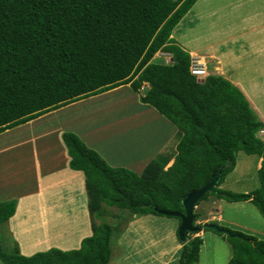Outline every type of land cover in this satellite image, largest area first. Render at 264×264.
Returning <instances> with one entry per match:
<instances>
[{
  "label": "trees",
  "instance_id": "16d2710c",
  "mask_svg": "<svg viewBox=\"0 0 264 264\" xmlns=\"http://www.w3.org/2000/svg\"><path fill=\"white\" fill-rule=\"evenodd\" d=\"M197 0H0V133L79 99L129 84H146L140 102L176 128L173 155L159 154L140 173L111 167L74 133L62 142L69 167L84 176L89 216L116 208L133 215L161 216L154 208L184 213L187 192L219 179L209 195L252 202L264 217L263 124L241 93L220 75L203 81L190 73L191 57L171 37ZM158 52L170 55L165 62ZM238 152L261 157V185L250 193L220 188ZM173 160L171 166L167 165ZM16 200L0 202V225L14 215ZM193 226L200 227L193 211ZM178 219V218H177ZM179 225L180 220L178 219ZM207 225H212L207 223ZM231 245L226 264H264V240L220 227ZM113 226L90 222L79 247L51 248L24 256L15 247L3 264H108ZM186 232L174 264H197L203 243ZM177 239L179 240L178 236Z\"/></svg>",
  "mask_w": 264,
  "mask_h": 264
},
{
  "label": "rangeland",
  "instance_id": "374dc122",
  "mask_svg": "<svg viewBox=\"0 0 264 264\" xmlns=\"http://www.w3.org/2000/svg\"><path fill=\"white\" fill-rule=\"evenodd\" d=\"M202 3L207 4L206 0H203ZM209 3L211 4V1ZM216 3L218 2L211 5ZM225 3H218V5L223 6ZM258 4H264V0H257L255 5ZM248 5H250L249 7L254 6L253 3ZM224 12L230 18L229 14L231 13L236 16L241 12L245 14L246 11L231 10L229 13V10L225 9L221 14ZM233 21H238V19L233 17ZM261 34L264 35V31ZM241 41L239 40L238 44H242ZM169 56L163 57L158 53L155 55L156 58H163L162 60L165 62L170 60ZM190 56L193 60H202L208 74L216 73L214 68L219 70L214 65L215 58L211 57L208 61L193 53ZM146 87L147 85L144 84L138 93H134L129 84L120 85L103 93L73 101L24 124L7 129L0 133V169L5 170L8 168L7 165L11 164L10 171H12L11 166L25 154L26 156L23 158L28 164L37 160L35 163L42 165V167H38V171L47 172L49 153L42 150L49 148L50 151L51 147L58 146L65 149L61 139L64 132L74 133L80 138L82 137L81 133L89 135V141L84 140V143L96 151L109 166L126 168L135 173H140L152 157L165 153L173 155L178 139L176 128L155 109L140 102L139 97L144 94ZM121 101H123L122 104ZM160 142H165V148L156 155L157 152L154 148ZM257 158L256 155L237 153L235 167L222 182L229 191L250 193L260 187L261 181L256 168ZM172 163L173 160L167 167ZM31 166L33 167V164ZM69 170H71L69 164L65 169H59L61 172L64 171L63 174L60 172L58 176V179H62L63 182H60L53 191L49 190L46 193L51 197L65 196L57 203L62 202L56 206L58 211L57 213L53 212L52 219L50 220L48 216L44 218L43 221L46 224L50 222V224L45 229L31 228L36 227L34 221L41 222L39 218L35 220L36 216L34 217L32 214L28 215H31V219L34 221L28 223L29 225L26 227L31 229L27 231L14 230L15 226L11 227L10 223L4 222L0 225V242L3 250L10 252L17 247L22 255L30 256L51 248L63 251L76 249L79 247L80 241L91 234V221L96 224L105 221L114 228L108 264H157L158 261L159 264H168L175 260L176 255L173 259L171 253H166L163 258H160L159 254L163 251L169 252L170 243L173 241L179 243L177 218L152 214L133 215L116 208H108L107 212L109 213L103 214V217L89 216L87 208L82 209L79 206V204H83L81 202L82 194L83 198L87 200L84 186L80 181L69 182L66 185L65 171ZM5 176H2L0 202L12 197H17L22 202L25 200L24 194L34 196L35 190L33 189H36L37 186L33 185V181L26 179L22 184H15V180L11 181V178L7 179ZM82 178L84 183V176ZM215 198V196L209 195L197 205L202 208L194 209L195 213L199 214V217L202 216L201 218L208 216L213 209L210 203L215 202ZM220 204L223 208L224 223L217 221L208 223L224 228L229 227L230 230L240 231L264 240V217L252 202L223 200ZM28 205L29 210L35 208L31 204ZM24 213L27 212L24 211ZM228 221L234 222L237 227L228 226L226 224ZM200 224L204 228L207 223ZM243 228L254 230H244ZM195 236H200L203 241L197 264H226L229 261L232 250L225 234L204 229L192 235V237ZM122 257L124 259L120 263ZM0 264L3 263L0 262Z\"/></svg>",
  "mask_w": 264,
  "mask_h": 264
},
{
  "label": "crops",
  "instance_id": "0c3cea01",
  "mask_svg": "<svg viewBox=\"0 0 264 264\" xmlns=\"http://www.w3.org/2000/svg\"><path fill=\"white\" fill-rule=\"evenodd\" d=\"M202 1L203 0H197L179 24L174 28L171 37L175 40L176 44L190 53V55L193 53L197 57L208 61L211 57L215 58V60H213L214 65L218 67L219 70L214 68L216 72L214 74H219L227 79L244 95L256 118L263 124L262 130L256 134V137L264 143V35L261 34L264 31V4H258L259 6L255 5L257 0H206L207 4L204 5ZM209 1H211V4H214V2H218L219 4L222 2L226 3L223 6H219L218 3L211 5ZM250 3H253L254 6L249 7L250 5L248 4ZM225 9H228L229 13L231 10H243V12H246L245 14H242L241 12L236 16L233 13H228L230 15V18H228L225 12L224 14H221L222 10ZM233 17L237 18L238 21H233ZM228 19H230L229 22H227ZM239 40H242L241 42L244 45L240 43L238 44ZM158 54L163 57L165 55L169 56V54L162 52H158ZM122 103L123 101H121V104ZM86 135L87 134L85 133H81L80 136L82 137L79 138L83 142L84 140L89 141L88 137L90 136ZM164 145L165 142H160L155 146L154 150L157 152L156 155L165 148ZM51 148L52 150L50 151L48 150L49 148H43L42 150L43 152L49 153V159H47V172H43L42 170V172L38 171V167H42V165L35 163L37 160L30 162L33 164V167L31 164H28L25 158H23L26 156L25 154L23 157H19L17 163L11 166L12 171H10L11 164L7 165L8 168L5 170L0 169V187L3 175H6L5 178L7 179L11 178V181L15 180V184H22L27 179L33 181V185L37 186L36 189H33L35 190L34 196L24 194L23 196H25V200L22 202H20L17 197L7 199L16 200L15 213L11 219L7 221V223H10L11 227L15 226L14 230L27 231L31 228L45 229L50 222L46 224L45 221H43L44 218L48 216L51 220L54 214L53 212L55 211V213H57L58 211L56 206L62 202L59 204L57 203L59 200L65 198V196L51 197V195L46 194L49 190L53 191V189L57 188L60 182H63L62 179H58L61 172L59 169H65V167H68L69 162V158L66 154L67 152L64 148L61 146ZM261 160V157L257 158L256 168L258 174ZM41 161L45 162L44 160ZM63 172L64 171H62L61 174H63ZM65 173L66 176L64 178L67 179L66 185L69 182L80 181L84 186L82 173L72 170L65 171ZM220 188L228 190V187L223 183L220 185ZM215 200V202H212L211 200L212 203H210V205L213 209L209 212L208 216L205 218H201L202 216L199 217L198 222L202 224H206L209 221L224 223L225 218L223 216V208L220 204L223 200H218L216 198ZM81 202L83 204H79V206L82 209H86L87 200L83 198V194ZM28 204L33 205L35 208L29 210ZM199 207L202 208V206L199 205L198 207H195V210ZM214 207L217 208L214 209ZM24 211L27 213L25 214ZM28 214H32L34 217L36 216L35 220L36 218H39L41 222L32 220L31 215ZM31 221H34L36 227L27 228L26 226L29 225L28 223ZM226 224H228V226L232 225L237 227L232 221H228ZM243 229L254 230L250 228ZM177 242L178 241H175L174 243L173 241L170 243L171 246L169 252L163 251L159 254L161 255L160 258H163V256L165 257L166 253H171L173 259L176 257L175 260L168 262V264H174L178 259L182 245L180 242ZM123 259L124 257H122L120 263ZM152 260L154 259L152 258ZM157 264H159V261Z\"/></svg>",
  "mask_w": 264,
  "mask_h": 264
},
{
  "label": "water",
  "instance_id": "95a60500",
  "mask_svg": "<svg viewBox=\"0 0 264 264\" xmlns=\"http://www.w3.org/2000/svg\"><path fill=\"white\" fill-rule=\"evenodd\" d=\"M204 79H198V81H203ZM219 179V173L214 172L208 182H206L203 186H201L197 190L189 191L186 193L184 198L182 199V207L184 213L180 212H172L167 210H159L158 208H154L159 214L169 216V217H175L180 220V225L178 228V238L179 242L181 244H184L187 239L185 237L186 232H192V233H198L202 230H213L218 233H223L226 236H229V232L226 230H221L216 225H205L204 228L195 227L193 226V211L195 207L197 206V203L202 199V197L208 193L211 192L214 187L216 186Z\"/></svg>",
  "mask_w": 264,
  "mask_h": 264
},
{
  "label": "built area",
  "instance_id": "2783aa9c",
  "mask_svg": "<svg viewBox=\"0 0 264 264\" xmlns=\"http://www.w3.org/2000/svg\"><path fill=\"white\" fill-rule=\"evenodd\" d=\"M190 73L196 78H205L208 76L206 66L200 60L191 59Z\"/></svg>",
  "mask_w": 264,
  "mask_h": 264
},
{
  "label": "clouds",
  "instance_id": "9594fccd",
  "mask_svg": "<svg viewBox=\"0 0 264 264\" xmlns=\"http://www.w3.org/2000/svg\"><path fill=\"white\" fill-rule=\"evenodd\" d=\"M209 75V74H208ZM198 79H204V78H198Z\"/></svg>",
  "mask_w": 264,
  "mask_h": 264
},
{
  "label": "bare ground",
  "instance_id": "6f19581e",
  "mask_svg": "<svg viewBox=\"0 0 264 264\" xmlns=\"http://www.w3.org/2000/svg\"><path fill=\"white\" fill-rule=\"evenodd\" d=\"M201 62H203V61H201Z\"/></svg>",
  "mask_w": 264,
  "mask_h": 264
}]
</instances>
